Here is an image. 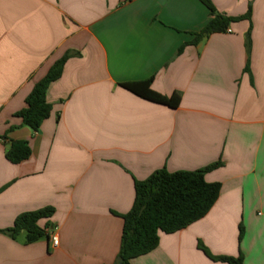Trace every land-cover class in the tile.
Returning <instances> with one entry per match:
<instances>
[{"label": "crops", "instance_id": "crops-1", "mask_svg": "<svg viewBox=\"0 0 264 264\" xmlns=\"http://www.w3.org/2000/svg\"><path fill=\"white\" fill-rule=\"evenodd\" d=\"M210 2L231 18L251 6V18L193 45L213 18L201 0H0V230L53 207L40 226L59 237L0 233V264H117L135 182L216 163L209 213L131 264H228L199 243L264 264V0ZM65 55L52 114L33 131L16 113ZM150 78L176 108L122 87ZM12 141L28 142L29 159L7 160Z\"/></svg>", "mask_w": 264, "mask_h": 264}, {"label": "trees", "instance_id": "trees-1", "mask_svg": "<svg viewBox=\"0 0 264 264\" xmlns=\"http://www.w3.org/2000/svg\"><path fill=\"white\" fill-rule=\"evenodd\" d=\"M211 11L213 18L195 34L193 45L216 34L225 33L230 24L241 20H250L251 6L241 17L231 18L219 14L210 0H201ZM183 48L179 50V53ZM69 56L65 55L50 69L28 95L25 108L16 113L23 125L33 131H38L53 111V106L47 100V92L52 83L57 81ZM153 78L145 81L124 83L122 87L132 93L152 102L176 108L179 105L178 95L166 97L152 90ZM31 156L28 142L12 141L6 152V158L13 164H19ZM220 163L196 171H180L171 173L166 169L154 172L145 181L135 182V200L131 210L122 216L124 220L121 247L117 263L131 264L137 257L146 255L159 246L161 234H173L181 231L192 223L205 217L219 198L220 183H209L205 179L208 171L217 168ZM55 213L53 207L19 215L11 228L0 230V233L16 239L22 233L26 234V243L32 244L48 238V227L40 226V222L51 218ZM244 235V227L240 226L239 240ZM201 249L210 259L228 264H244L242 254L239 257L213 256L207 248L199 243Z\"/></svg>", "mask_w": 264, "mask_h": 264}, {"label": "built area", "instance_id": "built-area-1", "mask_svg": "<svg viewBox=\"0 0 264 264\" xmlns=\"http://www.w3.org/2000/svg\"><path fill=\"white\" fill-rule=\"evenodd\" d=\"M49 239L53 247H58L59 237L57 234V228L48 229Z\"/></svg>", "mask_w": 264, "mask_h": 264}, {"label": "water", "instance_id": "water-1", "mask_svg": "<svg viewBox=\"0 0 264 264\" xmlns=\"http://www.w3.org/2000/svg\"><path fill=\"white\" fill-rule=\"evenodd\" d=\"M117 264H122V263H117Z\"/></svg>", "mask_w": 264, "mask_h": 264}]
</instances>
